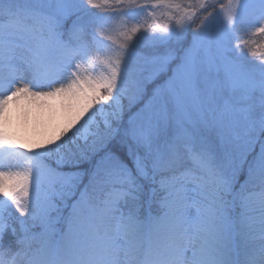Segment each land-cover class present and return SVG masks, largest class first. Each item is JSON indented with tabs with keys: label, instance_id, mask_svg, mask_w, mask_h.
I'll list each match as a JSON object with an SVG mask.
<instances>
[{
	"label": "snow or ice",
	"instance_id": "6c2138e0",
	"mask_svg": "<svg viewBox=\"0 0 264 264\" xmlns=\"http://www.w3.org/2000/svg\"><path fill=\"white\" fill-rule=\"evenodd\" d=\"M0 264H264V0H0Z\"/></svg>",
	"mask_w": 264,
	"mask_h": 264
}]
</instances>
